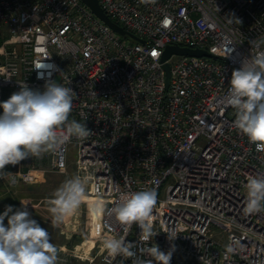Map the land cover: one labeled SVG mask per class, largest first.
I'll return each mask as SVG.
<instances>
[{
	"label": "built area",
	"instance_id": "obj_1",
	"mask_svg": "<svg viewBox=\"0 0 264 264\" xmlns=\"http://www.w3.org/2000/svg\"><path fill=\"white\" fill-rule=\"evenodd\" d=\"M98 1L143 42L113 31L82 0H0V102L20 84L44 90L51 79L73 89L69 120L91 131L7 165L0 178L12 189L67 174L73 144L75 175L88 177L89 194L105 205V239L136 245L135 258L104 250L99 264L147 261L141 249L154 243L174 247L170 264H264V212H243L247 179L264 173V153L234 127L225 99L232 71L251 55L249 41L264 38V0ZM170 45L212 57L172 55L167 85ZM145 189L157 193L158 234L149 244L109 211ZM67 256L58 251V264H70Z\"/></svg>",
	"mask_w": 264,
	"mask_h": 264
},
{
	"label": "clouds",
	"instance_id": "obj_2",
	"mask_svg": "<svg viewBox=\"0 0 264 264\" xmlns=\"http://www.w3.org/2000/svg\"><path fill=\"white\" fill-rule=\"evenodd\" d=\"M249 44L251 55L232 71L225 99L235 111L234 127L255 145L257 152L264 153V50H261L264 38L251 40ZM38 78H42L39 73ZM75 97L72 88L49 79L42 92L23 83L18 92L0 102V174L7 165L15 166L27 158L56 152L73 137L83 140L91 134L85 123L69 120ZM88 183V177L74 175L53 192L47 201L53 226L79 209L87 195ZM245 187L243 212L247 215L264 212V173L249 176ZM20 203L21 208L14 211L13 206L6 205L0 213V264H58V248L51 242L50 233L31 218L27 205ZM156 204L155 189H145L124 194L109 211L128 228L137 225L140 241L149 244L158 234L153 229ZM95 208L99 213L105 211L100 202ZM165 233L170 241L178 236L174 229ZM103 246L109 256L137 255L132 250L136 245L124 238L110 236L104 239ZM173 251L174 247L163 252L154 243L141 249L151 259H134L133 264H170Z\"/></svg>",
	"mask_w": 264,
	"mask_h": 264
},
{
	"label": "rangeland",
	"instance_id": "obj_3",
	"mask_svg": "<svg viewBox=\"0 0 264 264\" xmlns=\"http://www.w3.org/2000/svg\"><path fill=\"white\" fill-rule=\"evenodd\" d=\"M20 89L10 90L7 93L6 100L14 92ZM43 91V90H39ZM77 158L76 145L70 146L69 162L71 166L67 174L50 172L45 180L33 189L20 185L16 188H8L3 179L0 178V194L4 192L11 193L19 199L14 206V211L21 208L20 201L27 205V211L32 219H35L41 227L48 230L51 242L58 248V251L68 255L70 264H99L101 254L105 248L103 241L104 233L100 227V216L95 205L101 200L89 194L81 203L79 209L65 216L62 223L53 226L51 223V213L48 211L47 201L52 198L53 192L67 179L75 175L73 163ZM103 204V203H102Z\"/></svg>",
	"mask_w": 264,
	"mask_h": 264
},
{
	"label": "water",
	"instance_id": "obj_4",
	"mask_svg": "<svg viewBox=\"0 0 264 264\" xmlns=\"http://www.w3.org/2000/svg\"><path fill=\"white\" fill-rule=\"evenodd\" d=\"M87 6L90 7V9L94 12V14L100 18L101 20H103L113 31H115L116 33L122 35V36H126V37H130L136 41H141L137 36H135L134 34L128 32L127 30H125L123 27H121L119 24H117L116 22H114L102 9L100 3L98 0H82ZM174 54L177 55H192V56H207V57H212V55L206 51L203 50H198V49H191V48H185V47H181L178 45H170L166 48L163 57H162V61L165 62L164 64V68L166 70V74H167V85L169 83V77H170V65L168 63H166V61Z\"/></svg>",
	"mask_w": 264,
	"mask_h": 264
},
{
	"label": "trees",
	"instance_id": "obj_5",
	"mask_svg": "<svg viewBox=\"0 0 264 264\" xmlns=\"http://www.w3.org/2000/svg\"><path fill=\"white\" fill-rule=\"evenodd\" d=\"M2 43H3V36L0 33V46L2 45ZM23 186L33 189L35 185H23ZM18 201L19 199L13 196L11 193L4 192V195L0 194V213H3L6 205H11L14 208V206L18 203ZM5 224H7V218L5 219Z\"/></svg>",
	"mask_w": 264,
	"mask_h": 264
},
{
	"label": "bare ground",
	"instance_id": "obj_6",
	"mask_svg": "<svg viewBox=\"0 0 264 264\" xmlns=\"http://www.w3.org/2000/svg\"><path fill=\"white\" fill-rule=\"evenodd\" d=\"M101 217H102V213H101V216H100V227H101Z\"/></svg>",
	"mask_w": 264,
	"mask_h": 264
}]
</instances>
